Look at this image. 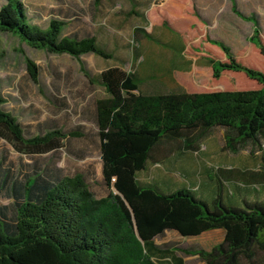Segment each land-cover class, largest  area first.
Masks as SVG:
<instances>
[{
    "label": "trees",
    "instance_id": "1",
    "mask_svg": "<svg viewBox=\"0 0 264 264\" xmlns=\"http://www.w3.org/2000/svg\"><path fill=\"white\" fill-rule=\"evenodd\" d=\"M134 5L131 15H138ZM232 9L254 24L249 46L238 55L208 36L193 0L153 7L146 19L177 35L181 52L195 60L205 78L200 86L185 88L178 74L184 71H173L170 81L183 90L144 95L137 93L142 81L135 72L110 67L95 77L87 71L82 55L113 59L94 36H62L65 23L60 20L41 29L30 23L21 0H3L1 33L37 50L70 55L89 83L103 88L106 97L95 103V124L108 193L96 197L81 173L13 182L12 217L0 206V264H189L178 253L197 256L205 264H254L257 251H264V204L228 206L218 193L209 205L189 187L166 192L157 180L142 179L148 175L152 150L164 137L224 128L225 147L231 152L264 140V66L251 61L258 56L264 63V34L255 15L244 16L235 4ZM148 38L154 39L151 34ZM25 61L30 78L39 83L38 66ZM4 104L0 92V140L18 150L52 152L67 136H81L53 129L27 139ZM214 229L224 230L225 237L211 250L155 242L166 231L187 238Z\"/></svg>",
    "mask_w": 264,
    "mask_h": 264
},
{
    "label": "rangeland",
    "instance_id": "2",
    "mask_svg": "<svg viewBox=\"0 0 264 264\" xmlns=\"http://www.w3.org/2000/svg\"><path fill=\"white\" fill-rule=\"evenodd\" d=\"M28 20L41 29L48 27L51 20L65 23L62 36L83 38L87 33L96 35L109 49L113 59L106 60L94 54H85L81 60L87 71L97 77L110 67H119L126 72H135L140 76L138 40L142 35L135 34L131 38V28L142 26V20L128 16L133 8L142 12L153 0H21ZM262 0H242L246 9H252ZM155 0L146 14L153 7H166L168 0L159 4ZM3 0H0V6ZM242 18V17H241ZM244 19V18H243ZM148 25H152L147 20ZM264 32V25L262 26ZM245 51V48L241 51ZM132 53L134 54L131 58ZM25 58L31 59L39 68V83L30 78ZM252 63L264 66L260 57H253ZM184 87L200 86L205 74L194 69L179 72ZM166 80H145L139 85L137 93L151 94L157 92H179ZM0 92L5 99L3 110L10 113L21 125L25 138H33L46 132L59 129L65 135L80 133V137L67 136L60 143L58 150L28 154L18 150L5 139L0 140V206L12 217L13 193L15 181L24 183L29 177L48 176L58 173L70 176L81 173L96 197H104L108 193L101 172L100 140L94 119V103L106 97L99 84H90L80 70L78 61L68 54H50L29 47L18 37L10 33L0 32ZM199 132H185L182 138L189 140ZM194 145L199 153L204 150L202 140ZM182 141L165 140L159 143L152 153L154 161L172 155L180 147ZM261 152L264 140L261 141ZM250 151V146L245 148ZM7 173L8 184L3 185ZM161 245L167 244L177 248H199L207 244L206 239H184L172 231H167L156 239ZM189 264H203L197 256H186L178 253ZM241 264H251L242 261ZM254 264H264V251H257Z\"/></svg>",
    "mask_w": 264,
    "mask_h": 264
},
{
    "label": "crops",
    "instance_id": "3",
    "mask_svg": "<svg viewBox=\"0 0 264 264\" xmlns=\"http://www.w3.org/2000/svg\"><path fill=\"white\" fill-rule=\"evenodd\" d=\"M154 1L149 3L142 12L137 11L138 15H131V11L127 13L128 16L141 19L143 23L142 26L137 25L131 28L132 39L135 38V34L142 35V39L138 40V57L140 59L138 72L140 76L136 75L142 82L150 79L166 80L175 87L170 81L171 72L189 71L194 68L199 71V68L195 66V60L183 55L181 52L182 43L177 35L147 24L146 12L154 5ZM241 1L193 0L199 22L204 24L208 36L212 40L221 41L228 45L235 55L249 46L254 24L234 13L233 4L244 16L255 15L261 32L264 34L262 29L264 25V0L254 5L252 9H246ZM164 2L165 0H160L159 4ZM149 34L154 39L148 38ZM86 36H94L98 44L109 51L96 35L87 33L84 37ZM133 56L132 53L131 58ZM205 72H209V70L206 69ZM151 94H159V92ZM95 103L94 119H96ZM197 132L199 131L195 133ZM226 134H228V130L224 128H212L202 134L199 132V135L189 140L182 138V136L164 137L159 143L165 140H179L182 141V144L174 150L172 155L154 161L152 153L158 143L151 152V166L148 175L142 179L157 180L166 192L181 187H189L198 198L209 205L213 204L218 193L221 194L223 202L228 206L241 207L245 203L264 204V150L258 151L260 144H247L237 151L231 152L225 147ZM199 140H202L201 145H205L204 150L202 149L198 153L194 145L197 143L199 145ZM247 146H250V151L245 150ZM224 237V230L214 229L199 236L182 238L206 239L207 244L198 249L211 250L214 246L222 243ZM156 244L161 245L157 242ZM203 264L205 263L203 262Z\"/></svg>",
    "mask_w": 264,
    "mask_h": 264
}]
</instances>
